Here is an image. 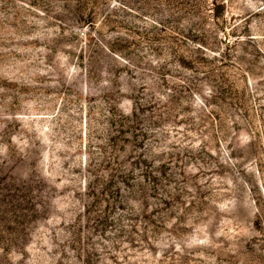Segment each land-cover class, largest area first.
I'll use <instances>...</instances> for the list:
<instances>
[{"label":"rangeland","instance_id":"374dc122","mask_svg":"<svg viewBox=\"0 0 264 264\" xmlns=\"http://www.w3.org/2000/svg\"><path fill=\"white\" fill-rule=\"evenodd\" d=\"M0 264H264V0H0Z\"/></svg>","mask_w":264,"mask_h":264}]
</instances>
